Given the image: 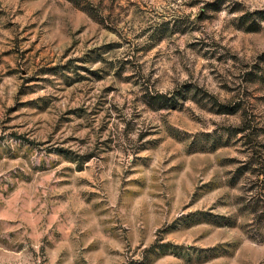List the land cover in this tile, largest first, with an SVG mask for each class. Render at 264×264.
Returning <instances> with one entry per match:
<instances>
[{
  "label": "rangeland",
  "instance_id": "obj_1",
  "mask_svg": "<svg viewBox=\"0 0 264 264\" xmlns=\"http://www.w3.org/2000/svg\"><path fill=\"white\" fill-rule=\"evenodd\" d=\"M0 264H264V0H0Z\"/></svg>",
  "mask_w": 264,
  "mask_h": 264
},
{
  "label": "trees",
  "instance_id": "obj_2",
  "mask_svg": "<svg viewBox=\"0 0 264 264\" xmlns=\"http://www.w3.org/2000/svg\"><path fill=\"white\" fill-rule=\"evenodd\" d=\"M62 152L61 153H65L67 154L68 152H66V150H61ZM261 174H259V177H260Z\"/></svg>",
  "mask_w": 264,
  "mask_h": 264
}]
</instances>
